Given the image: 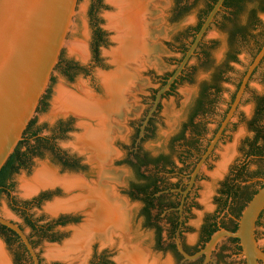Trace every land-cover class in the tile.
<instances>
[{"label":"rangeland","instance_id":"374dc122","mask_svg":"<svg viewBox=\"0 0 264 264\" xmlns=\"http://www.w3.org/2000/svg\"><path fill=\"white\" fill-rule=\"evenodd\" d=\"M150 1L152 3L151 7L154 5V9L156 8L155 13L152 7V14H148L151 16H148V19L152 20V25L154 27L153 39L155 48L151 51V59L145 61V64L140 66L136 72L135 84L132 87V91L129 93L127 103L123 105L120 112L118 111V113L112 117L113 122L110 125V137L108 138L107 144L110 145L113 156L107 161L95 158L93 152L81 144L82 138L85 136L86 127L90 126L91 128H97L95 119L82 117L73 112L59 113L56 115L52 114L53 102L60 85H63L68 91L75 95H82L81 91L84 87V89H87V91L97 99H108L102 75H112L116 71L117 67L113 63L111 53L118 47L116 39L117 32L111 27L109 20V16L116 14L118 9L110 0L78 1L73 22L66 38V45L61 52L60 59L52 73L45 93L31 120V122H34V127H40L41 135L48 137L53 136L52 133L58 122L62 121L64 123H69L71 126L70 130L62 137L56 138L55 142L60 149L71 154L78 153L80 156L84 157L82 163H88L90 165V170L88 172L91 176H86L87 178L83 176L77 177L83 179L85 182L87 181L89 184H94L99 181L101 179L99 175L113 168L111 165L114 160H121L124 157L126 151L125 146L130 145L131 137L134 134V130L129 122H136L142 118V114L149 107L150 102L153 101L150 98L151 92L158 90L162 86V78L176 68L177 65L174 63V60L180 59L181 53L174 49L173 46L179 45L180 37L184 29L187 33L186 37L188 39L191 38V31L198 23L199 16L203 14L206 8L205 0H189L188 9H186L184 15L177 18L174 17L175 19L171 20L175 12L176 0ZM249 8L250 4L247 5V9ZM246 12L247 11L241 15L242 20L245 19ZM224 14L225 12H223V15ZM223 15L217 18L218 23L211 27L205 37L204 50L207 51V55L204 57L201 54V58L194 57L191 60L186 73L187 77L190 79L188 80L186 78L185 81L178 84L175 93L163 98L160 103L161 106L157 118L154 121L156 126L155 134L152 139L144 141L142 145L144 151L152 150L154 155H158L161 152L172 154L174 145L172 146L170 142L171 135L178 130L177 126L182 123V115L186 114L190 100L197 95L202 80L212 76L215 67L220 65V62L225 59V54L229 51L231 42L228 35V28L219 24L223 19ZM259 20V25L264 27L263 13H259ZM92 22L97 23L106 36V43L100 47L98 59H91L90 53L89 44L91 39V28L93 26ZM257 29L258 30L254 31V35L258 34L260 27L258 26ZM78 43L86 47L88 55L86 54V58L84 59L69 50L70 45ZM239 49L237 62L230 65L225 75L227 81L222 82V91L216 102V118L226 109L231 95L236 90L238 82L247 67L251 64L253 55L256 52V43L254 39L250 37L249 41L243 43ZM204 50L202 49L201 53ZM71 60L79 66L78 73L73 76V79L68 78L62 72V66L66 65V62ZM263 94L264 63L250 81L244 101L230 129L226 132V137L216 149L214 157L211 158L208 165L204 166L202 169V178L199 180L196 195L197 205L192 209L191 216L188 219L189 226L192 228V234H185L189 241H191L194 236H197L198 230L205 217L214 211L215 206L213 205L212 199L217 194V190L226 181L227 176H233L234 170L244 163L242 155L243 148L246 147V141L254 138L250 122L256 114L257 99ZM147 98H150V100ZM145 99L149 101L146 102ZM261 126L264 130V119L261 121ZM214 127V122L209 123L210 130L208 135H211V130ZM116 141H120V149L116 144H113ZM33 144L34 143L31 142L29 146ZM23 150L26 151V146L23 147ZM172 155L177 161V153L174 152ZM46 158H49V156L46 155ZM46 161L47 160H40L33 157L28 163L27 168L20 169V171L13 176L12 196L15 198L18 205H25L28 207L26 214L35 221L39 229L44 227L45 230H48L51 227V230H48V237L43 236L38 230L36 231L27 225L22 217V212L15 213L11 210L9 196L7 194H2L0 198V216L19 224L27 235L32 238L42 264H87L88 259L91 258V247L93 244H97L98 251H100L109 243L112 244L111 247H113L114 250H120L119 254L109 257L110 261L114 262V264H123L121 258L124 253V248L127 246L140 248L143 242H145L146 236H148L147 233L143 231L144 222L146 221V217L143 214V204L140 201L133 203L129 202L125 196L119 195L117 190L118 187L123 190L129 189V184L131 180L134 179L131 171L125 168L122 163L121 166L114 167L116 177H111L115 179L106 181L108 184L111 182L109 186L111 188L113 187V191L129 205V207L127 206L128 208H126L128 227L126 232L127 236L124 237L125 240L123 241L119 232L113 234L109 241H106L100 234H95L88 243L89 246L87 252L85 251L86 254L80 253V246L77 247V245L75 248L76 251L70 255V259L53 258L49 256L47 249L49 247L63 248L69 242H72L75 239V230L81 228L82 225L86 223L89 210L78 207L77 210H62L57 213H52L47 209L49 205L58 201H67L83 194L84 192L81 191V188L67 191L62 185L54 184L39 188L36 192L29 195L23 193L21 190V180L25 179L31 181L38 169L42 166L48 168L45 163ZM176 165L180 166L178 161ZM245 165L249 172L254 173L256 171H262L264 173L263 161L250 158ZM52 172L56 174L57 169L55 168ZM65 176L67 175L64 174L59 177ZM44 193L46 195H43ZM41 195L44 199H41ZM71 213L79 218L78 223L67 224L65 226L60 225V223H54L56 220H60L63 216H67ZM193 231L197 232L193 233ZM261 231L262 229L260 228V232ZM51 237L56 238V241H51ZM113 237L119 239L117 248L114 247L115 240L112 239ZM134 238L136 239L133 241ZM0 242L11 264H14L12 256L1 238ZM220 242L221 241H219L216 246ZM259 242L261 245H264L262 236H260ZM132 248L130 250H132ZM11 249L12 253H17L16 243L11 244ZM212 251L210 254L203 253L207 255V260H210ZM19 261L22 262L21 259Z\"/></svg>","mask_w":264,"mask_h":264},{"label":"flooded vegetation","instance_id":"af4514ba","mask_svg":"<svg viewBox=\"0 0 264 264\" xmlns=\"http://www.w3.org/2000/svg\"><path fill=\"white\" fill-rule=\"evenodd\" d=\"M188 1L189 0H176L175 12L171 20H174L177 17H182L184 15L186 9H188ZM205 1V10H207V4L212 3V0ZM248 4H250V8H246L247 12L244 20L241 19L240 22L233 21L234 16L231 14V12L234 11V9L225 8L224 5L223 10L218 14L215 22L212 24V26L217 24V18L223 15V12H225V14L223 15V19L219 24L224 27L225 25L229 26L228 35L231 45L229 51L225 54V59L220 62L219 66L217 65L215 67L212 76L210 78H204L202 80L197 95H195V97L190 100L186 114L182 115V123L177 126L178 130L173 135H171L170 142L172 146L174 145L172 154L174 152L177 153V161L180 166L176 165L177 161L175 160V158H173L172 154L161 152L158 155H154L152 150L144 151L142 148L144 141L152 139L154 137L156 127L154 121L157 118L161 104H159L158 111L155 112L154 117L149 120V123L145 128V136L142 138L141 142L138 143L141 128L143 126V121L146 119V116L149 114L150 109L153 106L152 101L150 102L149 107L142 114V118L140 120L136 122H129L134 130V134L131 137L130 145L125 146L126 151L124 157L121 160H114L113 164L111 165L113 168L108 170L107 172L104 171L102 175H99L116 176L114 167L121 166L122 163L124 164L125 168L129 169L133 174L134 179L131 180L129 189L123 190L118 187L117 190L119 192V195L125 196L129 200V202L133 203L140 201L143 204V212L145 211V214H143L146 217L143 231L147 233L148 236H146L145 242H143L140 248L143 252H145L147 256V264H153V262L154 264H248L247 257L244 254L240 239L233 236H225L221 240V242L212 251L210 260H207L206 254H203L196 259H187L185 256V253L190 256H194L203 251L211 238L221 230L236 232L239 228V221L245 208L254 197V195L264 185V173L262 171H256L254 173L249 172L247 170V166L245 165L247 160L250 158L258 159L259 161L263 162L264 158L251 154L250 144L248 141H246V147L243 148L242 154L244 163L238 166L236 170H234L235 172L234 174H232L233 176H227L226 181L217 190V194L212 199L213 205L215 206L214 211L205 217L198 230L197 236H194L191 241L188 240L185 234L191 233L192 229L191 226H189L188 219L191 216L192 209L197 205V189L199 180L202 178L201 172V174L197 175L194 182L191 183L192 173L194 172L197 164L202 159V156L206 153L211 140L218 132L221 123L225 119L227 112L229 111L233 101L235 100L237 91L247 71L246 69L240 81L238 82L236 90L231 95L226 109L219 114L220 116L218 118H216V102L222 91V82L227 81V78L225 76L226 72L228 71V68H230V65L232 63L237 62V55L240 50L239 47L241 46V44L239 46H232V41L236 39L237 44L238 42H240V40H242V43H245L248 42L251 37L256 43V52L260 44L263 42V40L254 37L256 35H254V31L258 30V25L254 23L252 14L256 13L257 19L260 22L259 13L264 14V0H246V5ZM205 10L203 11V14L199 16L198 23L191 31V38L188 39L186 37L187 33L184 29L180 37L179 45L173 46L174 49L181 53V58L174 60V63L177 66L185 56L191 43L194 41L196 33L198 32L197 28L202 23V21L204 22ZM233 27H246L248 32L247 37L245 38V36L242 34H236L234 37L232 32ZM95 29L96 28L92 26L91 39L89 44L91 59L95 58L94 48L92 45L95 38ZM261 31L262 30L260 28L258 33H260ZM204 48L205 38L201 42L194 57L201 58V54L205 57L207 55V51L204 50ZM202 49L204 51L201 53ZM255 53L253 55V59L255 58ZM165 60L168 61L167 59ZM67 62H69V65L75 68V71L79 69L78 64H76L73 60ZM261 65L258 67V69L261 67ZM175 69L162 78V86L173 74ZM258 69L256 70V72L258 71ZM187 71L188 67L184 71L183 75L180 76L172 86L171 90L163 98L172 93H175L178 84L185 81L186 78L188 80L190 79L186 75ZM159 89L151 92V100L155 99L156 93L159 91ZM150 98L147 99L150 100ZM149 100H146V102ZM243 101L241 102V104L243 103ZM238 110L235 114V117L238 113ZM211 122H214L215 127L211 130V135H208V132L210 130L209 123ZM65 124L66 125H63L62 127L58 126L57 124L55 126V130L52 133L54 137H49H52L50 147L52 145L54 148H40L38 149L34 157L40 160H47L45 162L46 166L50 168V170L52 169V171L56 168V174L58 176H63L64 174H66L67 176H83L84 178H87L86 176H91V174L88 172L90 170V165L88 163H82V159L84 157L80 156L78 153L71 154L60 149L55 142L56 138L65 135L63 132L64 129L68 128L70 130L71 126L69 125V123ZM231 125L232 122L226 129L224 135L220 139L212 154L207 159L205 166H207L209 160L214 157L216 149L226 137V132L230 129ZM258 126L262 128L261 122L258 123ZM37 131H39V134L35 137H32L34 132ZM37 137L45 138L48 136L41 135L40 127H33L32 130L26 131L24 134V138L21 141V151L26 152L30 148L29 144L31 142L34 143ZM113 144H116L119 149L121 148L119 145L120 141H116ZM24 146H26V151L23 150ZM91 151L93 152L95 158H98L96 151L94 149H91ZM110 153L113 152L111 151ZM110 153L106 155L107 158L104 159L105 161L113 156V154ZM46 155H48L49 158H46ZM140 163L141 173L145 175L144 178L140 180V183L146 185L147 189L145 193L139 192L136 186L138 184V179L135 173L137 169L136 166ZM22 168L27 167L21 166L20 160L17 161L11 168L9 174V176L11 177L8 179L7 185L4 187V191L2 194H7L9 196L11 210L15 213L22 212V217L27 224L26 219L27 217H30L26 214L28 207L25 205H18L16 203L15 198L12 196L11 187V185H13V176H15ZM240 174H244L246 176H240ZM43 195L46 194L44 193ZM251 196L252 198L249 199ZM63 222H65V224ZM78 222L79 218L71 213L67 216H63L60 220H56L54 223H60V225L65 226L67 224H76ZM1 226L4 225L1 224ZM260 228L262 229L261 232ZM194 232L197 231H193V233ZM260 236H262L264 239V211L262 212L257 222L256 228V238L259 247L262 251H264V245H261L259 242ZM0 238L4 241L7 250L12 256L14 264H34L32 257L21 238L17 239L15 242L17 246L16 254L12 253L11 244L8 242L7 238L1 234V231ZM29 239L35 247V243L32 238L29 237ZM109 239H106V241H109ZM112 239L115 240L114 247L117 248L119 239L116 237H113ZM135 239L136 238H134L133 241ZM111 245L112 244L110 243L106 244L100 251H98L97 244H93L91 247V258L88 259L87 264H114V262L110 261L109 257L119 254L120 250H114ZM126 248H128L129 250L131 249L128 246ZM126 248H124V252ZM20 259L22 260V262L19 261ZM258 264H264V261L259 260Z\"/></svg>","mask_w":264,"mask_h":264},{"label":"water","instance_id":"95a60500","mask_svg":"<svg viewBox=\"0 0 264 264\" xmlns=\"http://www.w3.org/2000/svg\"><path fill=\"white\" fill-rule=\"evenodd\" d=\"M79 0H0V171L23 140L52 73L66 45ZM226 0H217L202 27L196 33L185 56L173 74L156 93L153 106L141 128L138 143L145 136L149 120L158 111L163 97L183 75L201 42L223 10ZM156 12V8L153 10ZM153 13V14H154ZM154 24V23H153ZM264 60V45L255 56L242 79L225 119L211 140L206 153L192 173L191 183L201 174L226 129L233 122L243 101L248 85ZM264 211V185L251 199L239 221L236 232L221 230L208 242L202 252L187 259H196L203 253L210 254L216 244L225 236L237 237L241 241L248 264L264 261V251L256 238L257 222ZM0 224L15 231L25 243L34 264H42L29 236L17 223L0 216Z\"/></svg>","mask_w":264,"mask_h":264},{"label":"bare ground","instance_id":"6f19581e","mask_svg":"<svg viewBox=\"0 0 264 264\" xmlns=\"http://www.w3.org/2000/svg\"><path fill=\"white\" fill-rule=\"evenodd\" d=\"M110 1L118 9L116 14L109 16L110 25L117 32L118 47L111 53L113 63L117 67L116 71L112 75H102L108 99H97L84 87L81 91L82 95H75L60 85L52 108L53 115L73 112L82 117L96 120L97 128L87 126L81 144L90 150L94 149L101 160L106 159V155L111 152L107 141L110 137L112 117L118 111L120 112L123 105L127 103L129 93L135 84L136 72L140 66L145 64V61L151 59V51L155 48L154 27L152 20L148 19L150 16L148 14H152L154 6L151 7V1ZM69 50L83 59L86 58L87 50L83 44H72L69 46ZM112 179L115 178L101 176L99 181L89 184L77 176L59 177L52 170L42 166L36 171L31 181L21 180V190L25 195L54 184L62 185L67 191L81 188V191L84 192L75 198L58 201L47 207L52 213L62 210H77L78 207L89 210L86 223L75 230V239L63 248L49 247L47 251L50 257L70 259V255L76 251L77 245L81 247H79L80 253L87 252L88 243L95 234L109 239L113 234L119 232L123 241L125 240L128 227L126 208L129 205L113 191V187L109 186L111 182L106 183L107 180ZM121 259L124 264H147L145 252L138 247H133L132 250L126 248ZM0 264H11L1 242Z\"/></svg>","mask_w":264,"mask_h":264},{"label":"trees","instance_id":"16d2710c","mask_svg":"<svg viewBox=\"0 0 264 264\" xmlns=\"http://www.w3.org/2000/svg\"><path fill=\"white\" fill-rule=\"evenodd\" d=\"M101 1V0H100ZM217 2V0H212V3L207 4V10H205V16L204 18H206V16L209 14V12L212 10L214 4ZM225 8H233L234 11L231 12V14L234 16L233 21H237L240 22L241 21V15L246 11L247 5H246V0H226L225 2ZM94 14V13H93ZM252 18L255 24H257L260 28H262L261 32L256 34L254 37H257L258 39L263 40V42L260 44V46L258 47L257 52L255 53V56L258 54V52L260 51V49L262 48V46L264 45V27L259 25V21L257 19V14L253 13L252 14ZM93 23V26L96 28L95 29V38H94V42H93V48H94V54H95V59H98L99 54H100V47L102 45H104L106 43V36L104 31H102V29L99 27V25L97 23ZM203 25V21L202 23L199 25V27L197 28V31L200 30V28ZM226 28H229L228 25H225ZM232 32H233V36L235 37L236 34H242L245 36V38L248 35L247 32V28H232ZM242 45V40H240V42H236V39H234L232 41V46L234 45ZM264 63V60H263ZM262 63V65H263ZM69 62H66V65L62 66V72L69 77L70 79H73V76L75 74L78 73V70L75 71V68L72 67L71 65H69ZM62 65V64H61ZM261 65V66H262ZM264 119V94L257 99V106H256V114L254 116V118L252 119V121L250 122L252 131L254 133V138L251 140H248L249 144H250V153L256 156H261L264 158V130L263 128L258 126V123H260L262 120ZM65 126L66 124L64 122H59L58 126ZM34 127V122H30V124L28 125L26 131H30L32 130V128ZM69 129L66 128L63 130L64 134H66V132H68ZM25 134V133H24ZM39 134V131L34 132V134L32 135V137H35ZM54 137V136H53ZM52 138V137H51ZM51 138L49 137H45V138H38L36 139V141L34 142L33 145L30 146V148L26 151V152H22L21 151V145L22 142H20L18 144V147L15 149V151L13 152V154L9 157V159L7 160V162L5 163V165L3 166V168L0 171V198L2 196V193L4 191V187L7 185V181L8 179L11 177L9 176L11 168L15 165V163L17 161L20 160L21 162V166L27 167L28 163L30 162V159L32 157H34V155L37 153L38 149L40 148H54L52 145L50 147V143ZM141 163L139 165L136 166V177L138 179V184L137 186V190L139 192L145 193L146 192V185L141 184L140 180L144 178V174L141 173ZM259 173V172H257ZM240 176H246L244 174H240ZM135 185V184H134ZM11 187L13 188V185H11ZM42 196V195H41ZM252 196L249 198L251 199ZM41 199H44V197L42 196ZM145 214V211L143 212ZM27 224L32 227L34 230H38L40 233L43 234V236L48 237V230H51L50 228L48 230H45L44 227H41L39 229L38 225L35 223V221L31 218V217H27ZM65 224V222H63ZM0 231L1 234L4 235L8 242L10 244L15 243L17 239H20L19 235L13 231L12 229L6 227V226H1L0 224ZM51 241H56V238L51 237L50 238Z\"/></svg>","mask_w":264,"mask_h":264}]
</instances>
